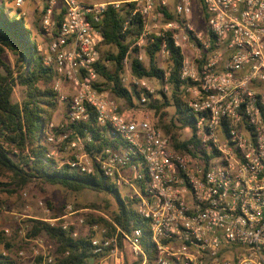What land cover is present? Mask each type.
<instances>
[{"label":"built area","instance_id":"built-area-1","mask_svg":"<svg viewBox=\"0 0 264 264\" xmlns=\"http://www.w3.org/2000/svg\"><path fill=\"white\" fill-rule=\"evenodd\" d=\"M28 1L14 0L13 7L23 12ZM37 3L45 40L37 48L55 71L53 88L58 105L66 106L65 122H88L94 112L97 124L124 143L120 149L89 153L90 137L76 135L68 142L69 135L56 136L51 124L48 157L83 176L99 172L117 188L128 189L125 197L136 201L138 215L149 223L155 256L150 259L139 228L116 227L124 247L108 237V227L97 219L113 222L96 209L68 205L52 218L53 209L37 200L36 209L44 217L34 219L75 239H88L94 256L107 254L103 264H123L125 248L141 264H264V0H200L206 31L191 24L193 0ZM131 4L124 31L136 17L141 31L122 62V83L148 103L146 94L154 96V82L161 79L137 77L131 57L148 65L147 49L156 38L169 39L180 50L181 90L188 108L200 117L196 130L181 132L180 139L190 142L185 153L174 149L172 138L150 113L139 114L100 84L96 64L105 13ZM170 9L176 19L166 22ZM157 65L167 82L173 61L165 42ZM162 90L168 93L169 85L163 83ZM64 144L67 159L62 158ZM25 241L33 244L34 256L23 264H57L53 248L43 239ZM24 255L18 254L20 259Z\"/></svg>","mask_w":264,"mask_h":264},{"label":"trees","instance_id":"trees-1","mask_svg":"<svg viewBox=\"0 0 264 264\" xmlns=\"http://www.w3.org/2000/svg\"><path fill=\"white\" fill-rule=\"evenodd\" d=\"M14 0H0V191L17 194L29 184L38 187L59 186L68 193H82L86 190L114 195L119 204L118 211L111 212L113 223L102 218L109 229L108 237H116L118 244L124 247L122 235L116 227L126 231L139 228L143 231L144 247L149 252L150 259L155 256L149 223L138 215L136 201L122 198L118 188L108 182L101 173L94 177L83 176L68 165H61L57 160L48 157L49 146L47 135L59 110L58 96L54 91L55 71L47 67L44 57L39 53L32 30L28 27L20 10H15ZM134 5L120 10L108 8L103 21L104 43L100 49V61L96 64L99 75L106 80L109 90L116 98L124 99L129 106L134 105L135 97L141 99L137 90L129 92L122 83V62L129 56L135 37L141 31L140 18L132 20L126 32L124 28ZM204 11V10H203ZM205 21L207 14L204 11ZM172 10L166 12V22L175 20ZM61 21V20H60ZM166 43L171 53L173 65L168 81L157 65V52ZM104 47H114L115 51H102ZM149 64L144 65L131 57L134 74L139 78H159L169 85V92L160 90L154 98L146 94L148 108L153 110L159 120L157 127L172 138L174 149L180 153L186 152L188 140L182 141L181 132L191 127L196 130L200 117L192 112L186 103V96L181 90L185 84L180 78L182 55L169 39L156 38L148 47ZM11 52L15 56V64L11 66L5 61V54ZM110 65V68L107 66ZM16 88L22 92V99L14 101ZM175 108V114L168 120L166 110ZM56 136L66 133L69 141L76 135L84 139L90 137L86 144L89 153H101L104 149H120L124 146L121 137L110 136L109 129L97 124L96 114L91 113L88 122L66 123L54 128ZM66 144L61 151H65ZM101 177V178H100ZM12 189V190H11ZM46 204L55 211L52 202ZM0 205H3L0 202ZM111 203L105 201L102 206L98 202L87 204L76 203L75 208H92L99 211L109 210ZM28 237H46L53 244V254L57 264H90L92 258L96 264L107 259V254L94 256L88 239L73 238L60 228H52L47 223L38 220H28ZM0 232V246L5 245L9 256L0 254V264H23L18 256L12 254L13 246ZM123 264H141V260L132 256L130 250L123 251ZM41 260V258L39 259Z\"/></svg>","mask_w":264,"mask_h":264},{"label":"rangeland","instance_id":"rangeland-1","mask_svg":"<svg viewBox=\"0 0 264 264\" xmlns=\"http://www.w3.org/2000/svg\"><path fill=\"white\" fill-rule=\"evenodd\" d=\"M79 2L83 4H95V3H103V2H110V1H126V0H78ZM35 3V4H34ZM37 0H29L24 11L22 14L25 17V21L28 25V14L26 12V9L28 8H35L36 12L34 15V25L30 28H35L37 29L38 25V12L39 8L37 5ZM173 3L171 5L173 9ZM13 5H11L12 7ZM14 8V7H13ZM170 9V10H172ZM173 11V10H172ZM40 15V13H39ZM192 26L197 30V31H206L207 30V24L205 21L204 17V11L202 9V5L200 3V0H193V12L192 16L190 18ZM38 35L41 33L38 29V32H36ZM33 37L37 43V46L40 44H43L45 42L42 41L43 37L38 40L37 35ZM42 41V42H41ZM102 51H115L114 47H104L102 48ZM5 61L13 66L15 64V56L11 52H7L5 54ZM110 68V65H107ZM100 84L104 87H109V84L106 82L104 78L101 77ZM162 80L158 82H154L155 88H156V93L162 90ZM153 96L155 99L160 98V96ZM22 99V92L19 88H16L15 94H14V101L19 102ZM134 107L135 110L139 114L143 113H150L153 119H155V122L158 123V116L156 113L148 108V103L143 104L140 99L135 97L134 100V105L130 106ZM168 113V120L175 114V108L170 107L166 110ZM66 114V106H59V110L56 113L54 117L53 124L57 127L60 126L64 121H65V115ZM69 157L68 151H64L62 154V158L67 159ZM101 178V177H100ZM109 183H111L110 180H108ZM12 190V189H11ZM119 193L122 198H124L127 194H129V190L126 188H119ZM24 194H27V197H24ZM37 200H43L44 202H52L53 206L55 207V211L53 210L52 213V218L58 217L63 209L71 205L74 209L76 203H82V204H87L91 202H98L102 206L105 205V201H109L111 203V206L109 210L103 211L105 212L109 218L112 221V217L110 215L111 212L118 211L119 209V204L117 203V199L114 195L103 192V193H98L90 190H86L82 193L74 194V193H68L66 192L62 187L59 186H45L43 188L38 187L35 183L29 184L26 188H24L23 191L18 192L17 194H11L8 192H2L0 191V202H2L3 205H0V232H4L5 235L4 237L9 240V242L12 244L13 249H12V254L14 256H18L19 252H23L25 255L23 258H19L21 263L29 262L33 258V244H30L25 241L26 238L28 237V225L27 221L28 220H35L34 218H42L44 215L42 212H40L38 209H36V201ZM30 207V209H27V207ZM83 208H78L76 210H80ZM93 217H90L88 220H93ZM101 219V218H100ZM99 222V219H97ZM102 224V226L107 227L103 222H99ZM109 229V228H108ZM27 231V232H26ZM110 231V229H109ZM7 232V233H6ZM23 233H26V236H24ZM36 238V237H35ZM39 238L43 239L44 244L49 247H53V244L51 241L43 236H40ZM52 249V251H53ZM0 254H6L9 256V252L5 249V245L0 246ZM100 261L101 264L105 263ZM90 264H96V260L94 259L93 261L91 260Z\"/></svg>","mask_w":264,"mask_h":264},{"label":"crops","instance_id":"crops-1","mask_svg":"<svg viewBox=\"0 0 264 264\" xmlns=\"http://www.w3.org/2000/svg\"><path fill=\"white\" fill-rule=\"evenodd\" d=\"M26 12L28 14V19H29V20H27L28 21V27L30 28V26L32 27L34 25V22H35L34 15H35L36 9L35 8L34 9L33 8H29V6H28V8L26 9ZM37 13H38V20H39L38 21V25H36L37 29H35V28H30V29L32 30L34 36L37 35V39L40 40L42 38V35H41V33L38 35L36 32H38V29L40 31V19H41V16L39 15L40 12H38V10H37Z\"/></svg>","mask_w":264,"mask_h":264}]
</instances>
